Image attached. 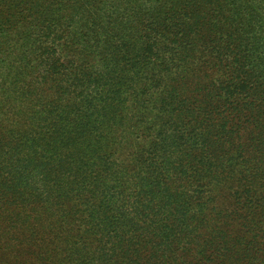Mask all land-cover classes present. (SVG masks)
I'll list each match as a JSON object with an SVG mask.
<instances>
[{"label": "trees", "instance_id": "1", "mask_svg": "<svg viewBox=\"0 0 264 264\" xmlns=\"http://www.w3.org/2000/svg\"><path fill=\"white\" fill-rule=\"evenodd\" d=\"M0 264H264V0H0Z\"/></svg>", "mask_w": 264, "mask_h": 264}]
</instances>
